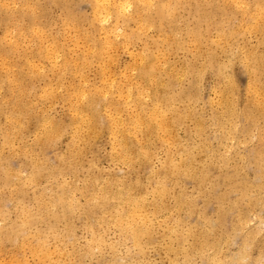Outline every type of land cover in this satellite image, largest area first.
<instances>
[{"label":"rangeland","instance_id":"rangeland-1","mask_svg":"<svg viewBox=\"0 0 264 264\" xmlns=\"http://www.w3.org/2000/svg\"><path fill=\"white\" fill-rule=\"evenodd\" d=\"M0 264H264V0H0Z\"/></svg>","mask_w":264,"mask_h":264},{"label":"bare ground","instance_id":"bare-ground-1","mask_svg":"<svg viewBox=\"0 0 264 264\" xmlns=\"http://www.w3.org/2000/svg\"><path fill=\"white\" fill-rule=\"evenodd\" d=\"M149 1V0H148ZM106 2V1H105ZM125 2V1H124ZM151 2V1H150ZM129 4V3H128ZM104 18V17H103ZM104 21V20H103ZM114 108V107H113ZM80 115V114H79ZM155 115V114H154ZM86 118V117H85ZM137 120V119H136ZM135 125V124H134ZM142 125V124H141ZM159 133V132H158ZM163 133V132H162ZM52 159V158H51ZM129 213V212H128ZM133 216V215H132ZM128 218V217H127ZM134 231V230H133ZM210 231V230H209ZM135 238V237H134ZM53 251V250H52Z\"/></svg>","mask_w":264,"mask_h":264}]
</instances>
